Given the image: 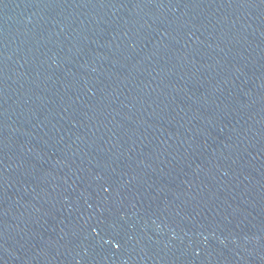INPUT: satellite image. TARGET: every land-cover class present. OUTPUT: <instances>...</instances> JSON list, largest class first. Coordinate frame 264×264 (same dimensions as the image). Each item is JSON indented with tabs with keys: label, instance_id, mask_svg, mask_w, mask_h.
<instances>
[{
	"label": "water",
	"instance_id": "obj_1",
	"mask_svg": "<svg viewBox=\"0 0 264 264\" xmlns=\"http://www.w3.org/2000/svg\"><path fill=\"white\" fill-rule=\"evenodd\" d=\"M264 202V0H0V264H249Z\"/></svg>",
	"mask_w": 264,
	"mask_h": 264
}]
</instances>
